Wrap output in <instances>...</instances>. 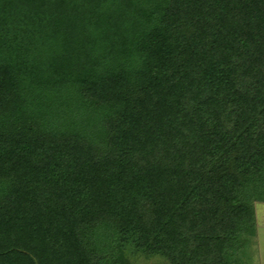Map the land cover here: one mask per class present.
<instances>
[{
  "label": "trees",
  "instance_id": "trees-1",
  "mask_svg": "<svg viewBox=\"0 0 264 264\" xmlns=\"http://www.w3.org/2000/svg\"><path fill=\"white\" fill-rule=\"evenodd\" d=\"M255 202L264 0H0V264H231Z\"/></svg>",
  "mask_w": 264,
  "mask_h": 264
},
{
  "label": "rangeland",
  "instance_id": "rangeland-1",
  "mask_svg": "<svg viewBox=\"0 0 264 264\" xmlns=\"http://www.w3.org/2000/svg\"><path fill=\"white\" fill-rule=\"evenodd\" d=\"M263 202H255V216H256V228L260 225V229H263L264 219V204ZM256 240V241H255ZM248 238L244 236H236L232 240L233 250L231 252V264H260L257 235L256 239ZM140 264H153L151 261L143 262Z\"/></svg>",
  "mask_w": 264,
  "mask_h": 264
},
{
  "label": "crops",
  "instance_id": "crops-1",
  "mask_svg": "<svg viewBox=\"0 0 264 264\" xmlns=\"http://www.w3.org/2000/svg\"><path fill=\"white\" fill-rule=\"evenodd\" d=\"M261 204H264V203H261ZM263 225H264V222H263ZM259 226L260 225H257V243H258L259 261H260V264H264V228L260 229Z\"/></svg>",
  "mask_w": 264,
  "mask_h": 264
}]
</instances>
